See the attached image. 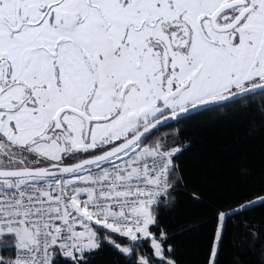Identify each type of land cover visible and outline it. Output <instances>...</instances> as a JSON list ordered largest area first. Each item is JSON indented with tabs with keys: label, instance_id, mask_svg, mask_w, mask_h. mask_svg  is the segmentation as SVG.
I'll list each match as a JSON object with an SVG mask.
<instances>
[{
	"label": "snow or ice",
	"instance_id": "snow-or-ice-1",
	"mask_svg": "<svg viewBox=\"0 0 264 264\" xmlns=\"http://www.w3.org/2000/svg\"><path fill=\"white\" fill-rule=\"evenodd\" d=\"M237 109L264 115V0H0V264H186L180 197L221 264L264 179L210 199L183 131Z\"/></svg>",
	"mask_w": 264,
	"mask_h": 264
},
{
	"label": "trees",
	"instance_id": "trees-1",
	"mask_svg": "<svg viewBox=\"0 0 264 264\" xmlns=\"http://www.w3.org/2000/svg\"><path fill=\"white\" fill-rule=\"evenodd\" d=\"M183 138L192 145L181 157L189 182L206 191L210 199L229 200L244 175L249 177L250 187L261 186V179H264V115L247 109L206 115L188 122ZM242 168L247 172L242 173ZM261 212L256 208L243 214L248 217L244 224L238 222L242 219L239 216L229 222L221 264H264ZM168 215L177 224L195 225L189 234L180 238L182 253L186 264H205L216 227L211 213L205 211L204 206L180 197ZM254 223L262 226H247ZM95 264H114V257L105 253Z\"/></svg>",
	"mask_w": 264,
	"mask_h": 264
}]
</instances>
